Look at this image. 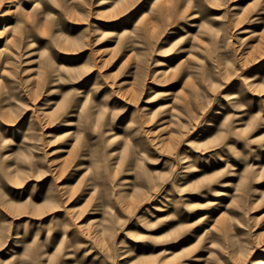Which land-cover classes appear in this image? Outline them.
<instances>
[{
  "label": "rangeland",
  "instance_id": "1",
  "mask_svg": "<svg viewBox=\"0 0 264 264\" xmlns=\"http://www.w3.org/2000/svg\"><path fill=\"white\" fill-rule=\"evenodd\" d=\"M8 6L0 264L264 259V0Z\"/></svg>",
  "mask_w": 264,
  "mask_h": 264
},
{
  "label": "bare ground",
  "instance_id": "2",
  "mask_svg": "<svg viewBox=\"0 0 264 264\" xmlns=\"http://www.w3.org/2000/svg\"><path fill=\"white\" fill-rule=\"evenodd\" d=\"M7 2L9 3V5L10 6H8V9H7V11H5V15H8V14H10V13H12L14 10H12V3L14 2V0H7ZM102 2H106V0H102ZM7 27V26H6ZM10 26H8L7 28H9ZM1 32V31H0ZM16 41H17V38L16 37H10V38H7V40H6V42H5V44H4V46H2L1 48H0V51H2V53H4V54H6V53H8V51H9V48H10V45L11 44H15L16 43ZM43 85V83L40 81L39 83H38V88H40V86H42ZM134 96V98H135V94L133 95ZM36 97H37V95H36ZM232 97H235V96H232ZM130 102H131V98L130 99H128ZM152 96H150L147 100H146V102H152V101H154V100H152ZM147 108V107H146ZM149 108V107H148ZM57 110H58V108H57ZM45 115H47V116H49V118L51 119V118H53V116L55 115V112H53V111H49L48 113L47 112H45L44 113ZM136 120V117L134 116L133 118H132V121L134 122ZM134 126V124H132V122H129L128 124H127V126H126V128L127 129H130V128H132ZM100 167H101V165L99 164V162L98 161H96L95 162V165H94V169H100ZM208 203H213V202H209V200L206 202V204H208ZM218 202L217 201H214V204H217ZM264 215V214H263ZM193 246V244H187V245H185L183 248H182V251H187V250H189L191 247ZM254 264H264V259H262V258H259V259H256L254 262H253Z\"/></svg>",
  "mask_w": 264,
  "mask_h": 264
}]
</instances>
